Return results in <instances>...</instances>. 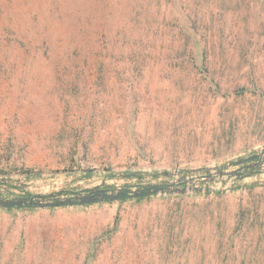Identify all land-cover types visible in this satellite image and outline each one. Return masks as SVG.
<instances>
[{
  "label": "rangeland",
  "instance_id": "obj_1",
  "mask_svg": "<svg viewBox=\"0 0 264 264\" xmlns=\"http://www.w3.org/2000/svg\"><path fill=\"white\" fill-rule=\"evenodd\" d=\"M156 185L0 206V264H264V0H0V196Z\"/></svg>",
  "mask_w": 264,
  "mask_h": 264
},
{
  "label": "water",
  "instance_id": "obj_2",
  "mask_svg": "<svg viewBox=\"0 0 264 264\" xmlns=\"http://www.w3.org/2000/svg\"><path fill=\"white\" fill-rule=\"evenodd\" d=\"M258 154L250 155L244 159H239L233 162L234 165H241L236 170L232 171L231 174H239L242 168H253L258 164ZM221 174L224 171L220 172ZM163 186H148L140 190L128 191L124 188H119L117 191L113 189H104L100 187L89 188L81 191H71L69 195H64V191H58L56 193H50L47 195L34 194L27 197L20 198H2L0 196V206L4 208H13L33 205L37 207H57L61 205H85L92 204L101 200H119L125 196L139 197L143 194H150L153 192L163 191ZM181 192H185L187 188L179 189ZM201 190V188H199Z\"/></svg>",
  "mask_w": 264,
  "mask_h": 264
},
{
  "label": "flooded vegetation",
  "instance_id": "obj_3",
  "mask_svg": "<svg viewBox=\"0 0 264 264\" xmlns=\"http://www.w3.org/2000/svg\"><path fill=\"white\" fill-rule=\"evenodd\" d=\"M243 165V164H242ZM250 169H255V166L253 168H249V169H246V168H242L241 170H250Z\"/></svg>",
  "mask_w": 264,
  "mask_h": 264
}]
</instances>
